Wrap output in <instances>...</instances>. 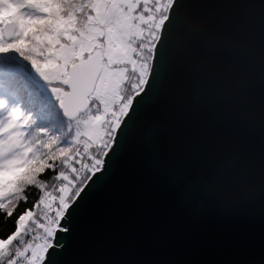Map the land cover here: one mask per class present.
Wrapping results in <instances>:
<instances>
[{"label": "water", "instance_id": "95a60500", "mask_svg": "<svg viewBox=\"0 0 264 264\" xmlns=\"http://www.w3.org/2000/svg\"><path fill=\"white\" fill-rule=\"evenodd\" d=\"M90 106L58 103L68 121ZM70 206L65 264H264V0H173L145 88Z\"/></svg>", "mask_w": 264, "mask_h": 264}, {"label": "snow or ice", "instance_id": "6c2138e0", "mask_svg": "<svg viewBox=\"0 0 264 264\" xmlns=\"http://www.w3.org/2000/svg\"><path fill=\"white\" fill-rule=\"evenodd\" d=\"M27 8L14 30L0 28V53L19 54L46 79L62 84L53 89L55 97L68 116L78 117L90 97L103 93L115 76L114 63L135 24L136 0H29ZM5 34L17 38L5 43ZM6 103L0 100V106ZM23 117L22 106H13L7 121H0V174H13L3 181L0 209L13 208L25 184L40 183L46 171H55L56 162L74 151L62 147L46 157L27 147ZM6 152L15 155L5 159ZM41 206L45 213L54 210L56 219L36 231L31 227L35 214L28 210L17 230L0 238V264H65L67 246L60 234L71 233L63 223L71 206L56 208L49 200Z\"/></svg>", "mask_w": 264, "mask_h": 264}, {"label": "trees", "instance_id": "16d2710c", "mask_svg": "<svg viewBox=\"0 0 264 264\" xmlns=\"http://www.w3.org/2000/svg\"><path fill=\"white\" fill-rule=\"evenodd\" d=\"M13 3L17 6L18 2ZM169 9L170 6H167V10L163 13V18L157 17L153 12L144 14L146 17L145 22H159V25H154V30L157 28L158 36L147 53L146 62L149 67L146 76L142 78L137 76L136 84L127 90L126 99L131 100L130 106L134 98L145 88L154 57V50L160 37L159 28L167 19ZM11 18L14 20H10ZM19 18L20 16L16 13V15L8 16L4 23L17 21ZM4 23L0 21L1 25ZM4 42L10 43L12 41L8 42L4 39ZM19 58L20 55L15 52L0 53V93L5 98L22 106L24 115H26V118L23 117L25 123L24 131L27 137L30 136V143H34L40 153H43L46 157L57 155L62 147H72L74 151L71 156L56 162L55 171H46L40 183L25 184L23 194L17 199L13 208L0 209V238L13 234L17 230L19 218L26 214L28 210L36 213L31 227L34 230H37V228L39 230L44 229L43 224L46 227L52 221V212L49 210L45 213L44 208L41 206V201L49 200L54 204H59L63 196L64 187L67 185L69 186L67 195L71 194L73 190H77L74 191L69 200L71 205L92 176L102 169L104 159L114 144L117 128L121 125L130 109L129 107L120 124H114L111 117L108 120V124H111L112 138L107 147L94 148L91 152H85L81 145L74 142L75 134L71 126L75 121H68L63 118L58 109V101L50 100L31 81L29 68L20 69L21 65L17 61ZM13 69L16 70V74H11ZM49 144H52L51 149L47 147ZM91 160L100 161V165L93 167Z\"/></svg>", "mask_w": 264, "mask_h": 264}, {"label": "rangeland", "instance_id": "374dc122", "mask_svg": "<svg viewBox=\"0 0 264 264\" xmlns=\"http://www.w3.org/2000/svg\"><path fill=\"white\" fill-rule=\"evenodd\" d=\"M16 1L18 2L17 6L13 3ZM168 1L169 0H136L135 24L123 41L122 54L114 63V78L103 93L94 94L91 97L90 109L75 120V123L71 126L75 134L74 142L81 145L85 152H91L94 148L100 149L102 147H107L112 138L111 124H108V120L111 117L113 123L118 125L128 111L131 100L126 99L127 90L136 84L137 76L140 78L146 76L149 67L146 62L147 53L152 48V44L156 41L158 36L157 28L154 30V25H159V22H145L146 17L144 14L153 12L157 17L163 18V13L167 10V6L169 5ZM28 2L29 0H0L1 23H4V20L10 15H16L17 13L18 16H21L22 10L25 12L30 11L27 8ZM10 20L14 19L11 18ZM4 25L5 23L1 25L0 28L3 29ZM161 27L162 26H160L159 31ZM16 38L17 37H14V40ZM17 61L21 65V70H23V68L30 69L29 78L31 81H33L50 100L57 101L53 89L63 87V85L54 80L46 79L32 67L30 62L23 59L21 56ZM11 74H16V70L13 69ZM0 100L7 102L0 106V121L6 122L13 106L21 105L5 98L1 93ZM24 118H26V115H24ZM29 138L30 136L27 137L26 146L36 149L34 143H30ZM13 155H15V153L6 152L4 158L10 159ZM91 161L93 167H98L100 165V161ZM12 175L11 173L0 174V194H2L3 191V181L5 179H10ZM68 189V185L64 187L62 199L59 201V204L55 203L56 208L64 209L65 204L70 205L69 200L74 191L77 190H73L71 194L67 195ZM50 211L52 212V220H55L56 214L54 210L50 209ZM34 214L36 215V213ZM49 224L50 222L48 225ZM43 227L46 228L44 224ZM40 230L37 228L36 231Z\"/></svg>", "mask_w": 264, "mask_h": 264}]
</instances>
